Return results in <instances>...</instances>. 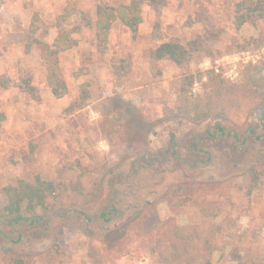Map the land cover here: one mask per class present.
Masks as SVG:
<instances>
[{
    "label": "rangeland",
    "instance_id": "obj_1",
    "mask_svg": "<svg viewBox=\"0 0 264 264\" xmlns=\"http://www.w3.org/2000/svg\"><path fill=\"white\" fill-rule=\"evenodd\" d=\"M237 1L146 0L98 51L97 0H0V202L55 184L38 223L0 227V264H264V10L237 29ZM60 29L57 97L35 38ZM168 40L187 62L150 57Z\"/></svg>",
    "mask_w": 264,
    "mask_h": 264
},
{
    "label": "trees",
    "instance_id": "obj_2",
    "mask_svg": "<svg viewBox=\"0 0 264 264\" xmlns=\"http://www.w3.org/2000/svg\"><path fill=\"white\" fill-rule=\"evenodd\" d=\"M146 0H129L127 3L110 4L105 0H97L95 5V42L98 51L108 48L109 34L115 23L129 29L135 36L139 24L143 19V4ZM264 10V0H239L234 5V26L239 29L256 13L261 14ZM74 12L72 4H68L64 12L58 17L59 22L68 18ZM38 20V16H34ZM34 24L32 32L37 30ZM40 56L46 69L47 84L53 95L60 97L66 93L67 87L59 75L58 54L66 51L77 44L73 37V30L60 29L52 43L35 38ZM190 48L177 40H168L159 43L150 53L153 60L169 59L178 65L187 62L190 58ZM23 91L33 92L34 86L30 78L22 80L20 84ZM1 119L4 114L0 113ZM222 127H220L221 129ZM253 185L260 182V175L264 176V168L260 171L253 170L251 173ZM77 189L80 188L77 184ZM6 203L0 202V227L13 230L15 226L38 223L44 215L40 211H47V198L55 191V184L49 179L36 176L33 181L20 179L15 184L4 186ZM80 190V189H79ZM19 240V239H18ZM17 240V241H18Z\"/></svg>",
    "mask_w": 264,
    "mask_h": 264
},
{
    "label": "flooded vegetation",
    "instance_id": "obj_3",
    "mask_svg": "<svg viewBox=\"0 0 264 264\" xmlns=\"http://www.w3.org/2000/svg\"><path fill=\"white\" fill-rule=\"evenodd\" d=\"M255 111H256V114H257V115H260L259 117H257V119L260 120V121L262 122L263 127H264V108H262V107H257V108L255 109Z\"/></svg>",
    "mask_w": 264,
    "mask_h": 264
}]
</instances>
